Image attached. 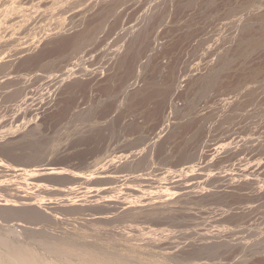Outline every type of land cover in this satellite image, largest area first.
<instances>
[{
  "label": "rangeland",
  "instance_id": "obj_1",
  "mask_svg": "<svg viewBox=\"0 0 264 264\" xmlns=\"http://www.w3.org/2000/svg\"><path fill=\"white\" fill-rule=\"evenodd\" d=\"M15 247L264 264V0H0Z\"/></svg>",
  "mask_w": 264,
  "mask_h": 264
},
{
  "label": "bare ground",
  "instance_id": "obj_2",
  "mask_svg": "<svg viewBox=\"0 0 264 264\" xmlns=\"http://www.w3.org/2000/svg\"><path fill=\"white\" fill-rule=\"evenodd\" d=\"M15 248H16L15 252H12V250H9L12 253L5 252L6 249L5 250L0 249V264H60V263H62V261H59L60 263H58V262H55V260H49V258H48V260H46V259L44 260V258L39 259V257L37 255H35L34 252H33L34 254L33 253L26 254L24 252L25 250H23V247H22V249H17V247H15ZM18 248H21V247H18ZM6 251H8V249ZM74 252H76L78 254V256H80V259H82V260L79 259V262L83 261V263L81 262L82 264H96L94 262L93 263L90 262V258L92 259V257H93L92 253H90L88 251H84L81 248L80 249L77 248V250ZM76 253L73 255H76ZM78 256L76 255V258ZM114 260L115 259H109V258L103 259V261L105 263H108V264H120L119 261H114Z\"/></svg>",
  "mask_w": 264,
  "mask_h": 264
}]
</instances>
